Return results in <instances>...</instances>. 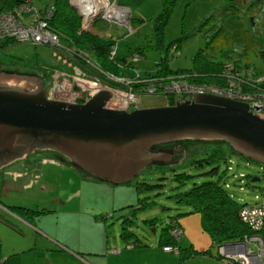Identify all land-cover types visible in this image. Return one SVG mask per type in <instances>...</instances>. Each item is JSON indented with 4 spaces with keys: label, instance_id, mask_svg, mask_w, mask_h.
<instances>
[{
    "label": "rangeland",
    "instance_id": "374dc122",
    "mask_svg": "<svg viewBox=\"0 0 264 264\" xmlns=\"http://www.w3.org/2000/svg\"><path fill=\"white\" fill-rule=\"evenodd\" d=\"M68 1L70 4V0ZM109 1L117 7L127 9L128 24L102 16L104 11L102 9L103 11L98 12L100 16L93 19L90 24L87 23L88 26L82 27L91 32L95 30L97 33H93L103 39L114 41L115 59L120 64L117 75L150 76L159 67L156 63L165 55L164 47L157 43L154 28V19L162 10L161 1ZM53 2L54 0H30V9L23 14L24 21L35 18L36 9H42ZM73 2L88 11L86 7L88 0ZM71 8L79 13L77 8L72 6ZM81 19L84 23L83 18ZM263 28L262 1L175 0L164 27L163 44L170 45L166 59L173 70L190 69L195 65V56L201 51L212 60H223V65L229 63L231 59H237L239 62L247 61L258 71V68H261V61L256 47L264 43V35L261 32ZM250 44H255V47H250ZM82 51L86 53L85 50ZM51 65L62 66L61 62L53 57L49 46L0 38L1 71L34 73L39 76L43 73V68ZM261 74L264 80V73ZM157 92L161 91H142L139 106L169 105V102L175 103L179 98L176 93ZM220 140L223 141L213 138L175 139L163 143L165 150L169 149L175 153L173 159L146 165L129 181L116 184L94 177L56 151L45 150L43 154L50 160L38 161L36 167L28 168V173L19 177L17 181L8 180L10 183L4 193L0 191V199L9 205L13 203L34 210L29 214L37 216V223L47 231V236L53 244L56 239L61 245L67 244L66 249L60 248L61 250L57 249L59 252L53 250L48 253L52 260L51 264H82L64 253L71 247L79 248L81 251L103 247L102 251L110 253L115 247L119 252L110 256V264L168 263L172 253L162 252L163 247L159 244L161 231L171 216H178L179 212L188 207L185 203L177 201L175 195L177 192L185 191L193 183L207 179L217 180L240 202L253 203L264 191V163L248 160L238 153H230L225 160L218 157L206 159L216 145L221 143ZM223 145L226 147L227 143L224 142ZM29 156L28 159L31 161L34 157ZM197 159H202V164L194 161ZM20 161L25 163L24 167L29 166L26 158L19 159L18 163L10 165V169L14 170L12 172H15V169L17 172L22 168L24 170V167L20 166ZM212 167H217V171L209 173L208 170ZM176 172L191 175L180 184L175 178ZM247 174H250L252 179L254 177L257 179L248 180L245 177ZM136 182L140 183L141 189H137ZM145 183L151 187H146ZM138 197L153 202L149 206L136 208L139 206ZM8 210L17 214L9 208ZM197 213L191 212L183 216ZM183 216H178L179 222ZM19 228L20 236L16 242L20 247H25L27 242L23 238L26 237V230L21 226ZM123 228L135 233L128 243L129 246H133L132 242H135L134 248L125 249V240L121 236ZM184 235L179 237V243ZM168 244L173 245L171 243L165 245ZM220 246H217V249ZM121 249L123 254L120 253ZM224 249L228 250L226 247ZM178 252L179 247L177 252L173 251L175 262L178 261ZM23 256L27 262L39 264L33 261L34 255ZM46 262L49 264L48 259Z\"/></svg>",
    "mask_w": 264,
    "mask_h": 264
},
{
    "label": "water",
    "instance_id": "95a60500",
    "mask_svg": "<svg viewBox=\"0 0 264 264\" xmlns=\"http://www.w3.org/2000/svg\"><path fill=\"white\" fill-rule=\"evenodd\" d=\"M113 19L128 23V17ZM110 96L100 89L84 102L52 100L40 76L0 70V168L47 148L96 178L124 183L146 165L174 158L171 150L152 151L151 145L206 138L223 139L264 163V115L249 111L246 102L193 93L175 104L126 110L106 106Z\"/></svg>",
    "mask_w": 264,
    "mask_h": 264
},
{
    "label": "built area",
    "instance_id": "2783aa9c",
    "mask_svg": "<svg viewBox=\"0 0 264 264\" xmlns=\"http://www.w3.org/2000/svg\"><path fill=\"white\" fill-rule=\"evenodd\" d=\"M30 6V0H27V3L14 7L12 11L4 10L0 13V38L9 37L19 42L42 44L52 48V54L62 66L54 68L50 75L46 89L47 98L74 103L87 100L100 89L107 88L112 95L106 101V106L131 109L137 101L135 94L117 88L116 77L104 75L98 65L82 56L84 52L81 49L66 45L60 40L58 32L49 24L54 14V5L36 9V17L24 21L23 14ZM100 7L104 10L101 9L102 16L117 17L114 10L117 6L113 2L107 0V5L102 2ZM99 11L94 15L98 16ZM174 48L177 49V46L174 45ZM110 51L115 52V47ZM196 74V71H184L165 76H124L119 80L127 85L125 89L137 84L145 92L176 93L182 101L190 99L193 93L224 96L248 103L252 113H264V80L254 66L230 61L218 73L220 82L191 80L190 77ZM114 102L118 104L117 107ZM239 214L254 233L243 239L222 244L218 249L220 264H264V245L258 233L264 224V191L255 202L242 206ZM181 232L180 226L171 229V235L175 238H178ZM225 247L228 250L224 249ZM163 249L177 252L178 246L168 244L163 245ZM240 251H245L246 255Z\"/></svg>",
    "mask_w": 264,
    "mask_h": 264
},
{
    "label": "trees",
    "instance_id": "16d2710c",
    "mask_svg": "<svg viewBox=\"0 0 264 264\" xmlns=\"http://www.w3.org/2000/svg\"><path fill=\"white\" fill-rule=\"evenodd\" d=\"M160 1L162 4V10L154 19V28L158 41L157 43L160 46L164 47L165 55L161 57L160 60L156 63L159 66L158 69H156V71L154 73H151L150 75H168V73L174 74L184 71H196V76L190 77L191 80L220 82L218 73L223 68L224 61L212 60L208 56H205L201 51H199L195 56V65L193 66V68L173 70L170 67L169 62L166 59V52L168 51L170 45L165 46L163 44V34L164 27L170 16L175 0ZM255 1H262L264 7V0ZM0 2L1 13L4 10L12 11L14 7L19 6L23 3H27V0H0ZM52 4L54 5L55 10L49 24L58 32L62 42L69 46L85 50L86 53L92 57V62L94 61L98 66L100 65V67L104 71L117 75V70H119L118 66L120 65L119 61L115 59L116 55L113 59H111L110 57V50L114 46V41L103 39L100 35L84 29L82 27L83 23L80 15L71 8L68 0H54ZM252 22H254L253 19ZM261 32L264 35V28ZM5 38L12 40V38ZM249 46L254 48L255 44H250ZM256 48H258L259 50L261 61V68H258V72L264 73V43L258 45V47ZM231 61L234 63H245L246 65H249L247 61L239 62L237 59H231ZM42 75L44 78L46 75L48 76L47 79L45 78V82L48 83L50 69L46 67L43 68ZM102 77L105 78L104 76ZM134 86H137V84H134ZM169 104H173V102H169ZM223 141L226 142L225 140ZM223 141L220 140L221 143L216 145V147L213 149V152L207 156V160L217 157L225 160L230 153H238L248 160L261 162L257 159L248 157L241 152H238L228 142H226L227 146L224 147ZM201 160L202 159H197L194 161H198L197 163L202 164ZM216 171L217 167H212L208 170L209 173H213ZM190 175L191 174L186 172H176L175 178L181 184L185 181L186 178L190 177ZM245 177H247L248 180L252 179V176L250 174L245 175ZM136 183L138 184L137 189H141L139 185L140 183ZM145 186L151 187L147 183H145ZM175 195L177 201H181L188 205L187 208L178 213V216H183L191 212H198L200 215V224L202 229L206 233H208L212 240V244L216 247L224 244L225 242H233L243 239L244 237L250 236L254 233V230L251 229L248 224L241 219L239 214L241 207L244 206L246 202H240L235 199L217 180L207 179L201 182H195L189 189L177 192ZM152 202L153 200L147 201L144 197H138L139 206H137L136 208L149 206L152 204ZM8 208L17 214L26 217H28L30 211H34L22 205H8ZM178 216H171L166 227H163L159 237V244L165 245L167 243H171L178 246L177 242L179 237L182 235V232L178 238H175L171 235L172 227H181ZM258 233L261 236L264 245V224L258 231ZM121 236L125 241H129L132 240L131 238L135 236V233L130 229L123 228V231H121ZM132 244L134 245L135 242H132ZM187 249L188 248L186 247L185 252L182 253L185 256L191 255L193 253L192 251ZM202 252L205 253L206 251Z\"/></svg>",
    "mask_w": 264,
    "mask_h": 264
},
{
    "label": "crops",
    "instance_id": "0c3cea01",
    "mask_svg": "<svg viewBox=\"0 0 264 264\" xmlns=\"http://www.w3.org/2000/svg\"><path fill=\"white\" fill-rule=\"evenodd\" d=\"M92 32L96 31L92 30ZM8 183L10 182L6 181L2 184L0 191L4 193L9 185ZM0 203V264H33L24 259L23 255L25 254L34 255L33 261L35 263L47 264L46 260L48 259L49 264H51L52 260L48 253L60 248L62 250L66 249L65 246L67 244L65 246L61 245L57 239L54 240V244L58 247L53 244L47 236V231L37 223V216L35 214H28V217L17 215L8 210L9 203H5L1 199ZM10 204L14 205L13 203ZM179 223L182 228V234L185 235L180 243L177 242L179 246L178 261L175 262V253L173 251H167L162 248L163 253H172V255L168 258V263L163 262L159 264H220L218 249L212 244L208 233L202 229L199 213L187 217L183 216ZM20 226L26 230V237L23 238L27 242L25 247H20L16 242L17 237L19 238L20 236L18 232L21 230ZM13 238H15L14 241ZM128 243L129 241H125V249L128 247L134 248L135 245L129 246ZM186 247L188 248L187 250L193 252L191 255L185 256L182 254L185 252ZM58 250L57 252H59ZM102 250L103 247L99 249H84V251L71 247L69 251H64V253L67 256L73 257V259H77L82 264H110V256L119 252L115 247L111 249V253ZM202 251L206 252L203 253ZM120 253L123 254L122 249ZM124 258L126 259L127 257L124 256Z\"/></svg>",
    "mask_w": 264,
    "mask_h": 264
},
{
    "label": "flooded vegetation",
    "instance_id": "af4514ba",
    "mask_svg": "<svg viewBox=\"0 0 264 264\" xmlns=\"http://www.w3.org/2000/svg\"><path fill=\"white\" fill-rule=\"evenodd\" d=\"M67 45V44H66ZM84 57L85 58H87V59H89V60H92V57L89 55V54H87V53H85V55H84ZM59 62V61H58ZM62 65V64H61ZM100 66V65H99ZM56 67H59V66H55V65H51V66H46V68H49L50 69V75H51V73H52V71H53V69L54 68H56ZM51 69H52V71H51ZM6 72H11V71H6ZM105 72H107V71H105ZM15 73V72H14ZM107 73H110V72H107ZM32 74H34V73H32ZM111 74H113V73H111ZM35 75V74H34ZM50 75H49V81H50ZM113 75H115V74H113ZM41 78H43V80H44V83H45V87H46V89H47V86H48V84L45 82V78L43 77V75L42 74H40L39 75ZM49 81H48V83H49ZM118 81H117V85H118ZM120 84V83H119ZM112 95V94H111ZM85 100H80V101H78V102H84ZM143 107V106H142ZM139 108H141V107H139ZM150 150H152V151H157V150H160V149H163L164 148V145L163 144H155V145H151L150 147ZM165 149V148H164ZM45 150H49V149H47V148H35V149H33L32 151H30L27 155H25V157H18V158H16L15 160H12L11 162H9V163H7L6 165H3L1 168H0V187L2 186V184H4L6 181H8V180H10V179H15L16 181L17 180H19L20 178L19 177H22L23 175H25V174H27L28 172V168H33V166L34 167H36L37 166V163H38V161H41V160H43V161H48V160H50V158L48 157V156H46V155H44L43 154V152L45 151ZM57 153H59V152H57ZM59 154H61V153H59ZM29 155H32V157H34V158H32L31 159V161H30V159H28V157H30ZM63 155V154H62ZM36 156H38V157H40V159H37V157ZM63 156H65V155H63ZM23 158H26V163L27 164H29V166H27V167H24V164L25 163H21V161H23V160H21L20 161V166H21V168L22 167H24V170H23V168L21 169L20 167H19V169H21V170H19V172H17V169H15L16 171L15 172H12V171H14L13 169H10V165H13V164H15V163H18L19 162V159H23ZM17 161V162H16ZM75 165V164H74ZM76 166V165H75ZM31 183H32V180H31ZM30 183V184H31Z\"/></svg>",
    "mask_w": 264,
    "mask_h": 264
},
{
    "label": "bare ground",
    "instance_id": "6f19581e",
    "mask_svg": "<svg viewBox=\"0 0 264 264\" xmlns=\"http://www.w3.org/2000/svg\"><path fill=\"white\" fill-rule=\"evenodd\" d=\"M92 1H94V0H88V6H86L87 7V10L88 11H85L84 9H82L79 5H77L75 2H73V0H70V2L71 3H73L75 6H76V8H77V10L80 12V17L81 18H83V21H84V24L86 25V26H88V24H90V22L93 20V19H95V15H94V13L96 12V11H99V10H101L102 8L100 7V5H99V3L102 1L105 5H107V0H97V2H92ZM106 8V7H105ZM117 8H120V9H117ZM117 8H115L114 10H115V13H116V15H117V17L119 18V19H126L127 17H128V11H127V9H125V8H122V7H117ZM105 13H107V12H105ZM88 23V24H87ZM128 23H129V20H128ZM127 23V24H128ZM60 36V35H59ZM9 38V37H8ZM61 40V39H60ZM62 41V40H61ZM64 43V42H63ZM65 44V43H64ZM51 50H52V48H51ZM53 55V54H52ZM85 54L83 53L82 54V56H84ZM115 55H116V53L115 52H112L111 51V59H113L114 57H115ZM53 57L55 58V56L53 55ZM56 59V58H55ZM57 60V59H56ZM58 61V60H57ZM99 69L101 70V72L105 75V74H110V75H113V74H111V73H107V72H105L100 66H99ZM256 69V68H255ZM257 70V69H256ZM259 71V70H258ZM114 77H116V79H118L117 81L120 83H118V85H117V88H120V89H122V90H126L127 92L128 91H130V92H132L133 94H135L136 95V97H137V101H136V103L132 106V107H130L131 109H129V110H132V109H135V108H139L140 106H139V103H140V101H141V95H143V93H142V91H141V89L139 88V87H137V86H133V85H131V87L132 88H128V89H125V87L127 86V85H125L123 82H121L119 79H122V78H124V77H122V76H120V75H113ZM48 87V86H47ZM103 88H105L104 86H103ZM134 88L136 89V90H134ZM107 89V88H106ZM45 90H46V87H45ZM161 93H163V92H157V94H161ZM164 94V93H163ZM176 101H182V100H180L179 98H177L176 99ZM74 103H76V102H74ZM116 107L118 106V104L117 103H113ZM173 104H175V103H173ZM250 111V110H249ZM262 115H264V113L262 114ZM241 249H242V246H241ZM240 249V250H241ZM241 253H243V254H245L246 255V252L245 251H240ZM224 253V252H223Z\"/></svg>",
    "mask_w": 264,
    "mask_h": 264
}]
</instances>
